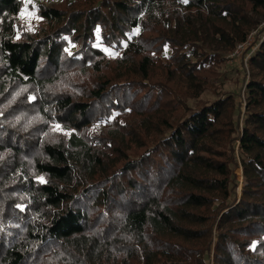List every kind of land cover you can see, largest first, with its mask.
Wrapping results in <instances>:
<instances>
[{
    "label": "trees",
    "instance_id": "1",
    "mask_svg": "<svg viewBox=\"0 0 264 264\" xmlns=\"http://www.w3.org/2000/svg\"><path fill=\"white\" fill-rule=\"evenodd\" d=\"M248 6L264 0H64L17 40L23 0H0V264H264V39L242 124L231 97L183 111L213 43L246 42Z\"/></svg>",
    "mask_w": 264,
    "mask_h": 264
},
{
    "label": "rangeland",
    "instance_id": "2",
    "mask_svg": "<svg viewBox=\"0 0 264 264\" xmlns=\"http://www.w3.org/2000/svg\"><path fill=\"white\" fill-rule=\"evenodd\" d=\"M73 2L75 0H68ZM64 0H23L24 7L22 12L16 16L9 18V22H12L13 31L9 32V36H13L14 39H21L24 35H43V31L48 29V25L44 24L42 18L37 13L39 5L46 7H55L61 5ZM248 17L253 21L254 27L251 28L246 42L239 43L234 50H223L218 43H213L211 47L214 51V64L212 67L214 75L209 80V85L205 92L196 99H189L184 112L188 110H195L204 105H211L220 99H227L231 97L234 101L236 113L234 115V121L242 124L245 118V106L246 97L245 90L247 81L250 76L249 59L251 55L258 49L262 40L264 39V9L258 11L252 10V6L247 7ZM3 26H0V38L7 34ZM244 44V45H243ZM241 45H243L241 47ZM96 46L101 48L112 58L116 57V53L110 49L105 48L98 39ZM75 47L72 45L70 50ZM213 53V52H212ZM170 51L165 50V57L169 56ZM71 77L63 78L59 82H56L55 86L48 88L52 90L65 91L70 85ZM71 86V85H70ZM33 86H23L21 88L14 89L15 98L18 99L26 93H33ZM35 122L42 121L41 118L34 119ZM52 126V125H51ZM56 128V126H55ZM56 130H59L57 128ZM232 146L235 150V155L238 158V143L233 142ZM234 171V193L239 199L242 194L243 186V171L239 159L237 165L232 166ZM213 262L212 258L209 260Z\"/></svg>",
    "mask_w": 264,
    "mask_h": 264
},
{
    "label": "built area",
    "instance_id": "3",
    "mask_svg": "<svg viewBox=\"0 0 264 264\" xmlns=\"http://www.w3.org/2000/svg\"><path fill=\"white\" fill-rule=\"evenodd\" d=\"M243 45H244V44H243ZM243 45H241V47H242Z\"/></svg>",
    "mask_w": 264,
    "mask_h": 264
},
{
    "label": "snow or ice",
    "instance_id": "4",
    "mask_svg": "<svg viewBox=\"0 0 264 264\" xmlns=\"http://www.w3.org/2000/svg\"><path fill=\"white\" fill-rule=\"evenodd\" d=\"M185 2H187V0H185Z\"/></svg>",
    "mask_w": 264,
    "mask_h": 264
}]
</instances>
